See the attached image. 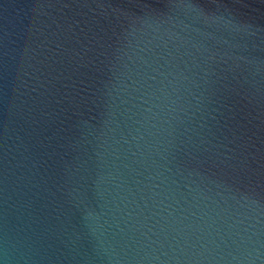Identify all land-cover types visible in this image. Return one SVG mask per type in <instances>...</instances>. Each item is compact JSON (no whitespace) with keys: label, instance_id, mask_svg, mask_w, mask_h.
Segmentation results:
<instances>
[{"label":"water","instance_id":"1","mask_svg":"<svg viewBox=\"0 0 264 264\" xmlns=\"http://www.w3.org/2000/svg\"><path fill=\"white\" fill-rule=\"evenodd\" d=\"M0 264H264V0H0Z\"/></svg>","mask_w":264,"mask_h":264}]
</instances>
